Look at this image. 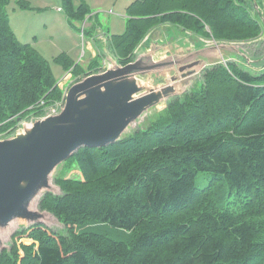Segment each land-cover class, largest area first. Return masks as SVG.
Returning a JSON list of instances; mask_svg holds the SVG:
<instances>
[{"label": "trees", "instance_id": "trees-1", "mask_svg": "<svg viewBox=\"0 0 264 264\" xmlns=\"http://www.w3.org/2000/svg\"><path fill=\"white\" fill-rule=\"evenodd\" d=\"M62 3L68 18L89 13L84 3ZM8 4L0 0V138L63 95L48 61L15 36ZM125 14L124 30L106 43L120 65L160 26L217 43L264 34L258 0H133ZM98 55L85 67L65 52L54 60L78 81L103 70ZM258 60L256 72L232 61L210 65L145 127L77 150L54 176L60 193L38 201L65 234L30 224L18 234L32 242L12 239L0 249V264H264V58ZM73 169L79 175H69ZM200 172L210 173L204 187L195 183ZM112 229L119 238L108 236Z\"/></svg>", "mask_w": 264, "mask_h": 264}, {"label": "water", "instance_id": "water-1", "mask_svg": "<svg viewBox=\"0 0 264 264\" xmlns=\"http://www.w3.org/2000/svg\"><path fill=\"white\" fill-rule=\"evenodd\" d=\"M167 37L149 39L125 65L113 56L104 71L68 87L61 111L23 123L20 131L0 139V249L2 233L14 224H44L50 212L38 211L34 203L42 192H52L51 178L62 162L82 147L119 141L146 111L187 91L201 70L229 61L225 52L235 50L231 43L182 46V40ZM170 43H177L174 53H169Z\"/></svg>", "mask_w": 264, "mask_h": 264}, {"label": "rangeland", "instance_id": "rangeland-1", "mask_svg": "<svg viewBox=\"0 0 264 264\" xmlns=\"http://www.w3.org/2000/svg\"><path fill=\"white\" fill-rule=\"evenodd\" d=\"M18 0H9V4L6 7L9 23L15 36L23 42H29L31 45L39 51V53L48 61L53 76L56 81H62L66 83L64 76L67 74L65 68L55 62L54 57L61 52H65L71 59L80 63L85 67L89 61V53L87 48V42L92 39L90 34L97 36L98 43L103 46V52H106V58L103 59L101 55H98L97 59L99 63L104 65V68L108 67L113 58V53L108 49L106 41L103 38L108 34L120 33L124 30L126 25V6L133 0H73L75 5L84 3L89 13L83 20L68 18L64 10L62 9V0H22L28 5V8H21L17 4ZM259 7L264 12V0H258ZM264 17V16H263ZM169 34H172L175 38L182 40V44H190L189 46L201 47L204 45L212 46L220 43L215 42L212 39H199L193 38L189 33H183L178 27H164L160 26L152 31L151 35H148L143 43L136 49L137 54L147 46L149 39L151 41H166L170 40ZM153 39V40H152ZM235 46L234 49H228L225 52V59L235 62L240 68L245 70H251L256 72L259 70L258 59L264 58V34L256 40L231 43ZM106 48V50H104ZM177 48V43L168 45L169 53H174ZM241 54H238V53ZM164 53L163 50L158 52V55ZM223 59V57H222ZM225 61V60H224ZM104 62V63H103ZM207 67V66H206ZM204 70V69H203ZM196 76L195 80L191 83V88L194 84L202 81V72ZM72 78V77H71ZM73 81V79H72ZM61 83V82H60ZM67 85V84H66ZM60 87L63 88L61 83ZM67 87V86H66ZM64 86V88H66ZM166 102L149 109L146 111L137 121L133 122L128 128L127 132L123 135L132 133L141 127H145L150 119H154L157 112L162 110L166 106ZM37 115H33L23 123H28L33 118H37ZM22 129V125L19 126L15 132L7 133L2 138L12 136L17 131ZM59 165L52 175L51 183L54 186L52 192L60 193V189L55 186V175L61 169ZM79 175V171L73 169L69 175ZM210 178V173L200 172L195 183L198 187H204L207 185ZM43 195V192L39 195L38 199L34 203V208L39 210L38 201ZM31 223H16L10 230L2 233L1 239L4 247H9L13 240H17L18 243L29 244L32 242L27 235L18 234L22 229L26 228ZM44 224L52 231L58 234H65L64 225L51 213L44 217ZM17 233V235H15ZM108 236L112 238H119L120 232L112 229L107 232Z\"/></svg>", "mask_w": 264, "mask_h": 264}, {"label": "built area", "instance_id": "built-area-1", "mask_svg": "<svg viewBox=\"0 0 264 264\" xmlns=\"http://www.w3.org/2000/svg\"><path fill=\"white\" fill-rule=\"evenodd\" d=\"M105 40V37L103 38ZM65 81H68V82H72V79H71V73H67L65 76ZM64 103H65V94L62 95V98L60 100H57L55 101L53 104L49 105V106H46L45 109H44V113L43 115H48V114H56L58 113L59 111H61V109L63 108L64 106ZM39 117V116H38ZM37 117V118H38ZM36 119V118H35ZM35 119H31L30 122H32L33 120ZM28 122V123H30Z\"/></svg>", "mask_w": 264, "mask_h": 264}, {"label": "crops", "instance_id": "crops-1", "mask_svg": "<svg viewBox=\"0 0 264 264\" xmlns=\"http://www.w3.org/2000/svg\"><path fill=\"white\" fill-rule=\"evenodd\" d=\"M94 36V35H93ZM93 36L90 34V39L87 42V48H88V53H89V61L87 64H89L99 53L102 54V57L105 59L106 58V52H103V46L101 45L100 47H97L95 45V40L93 39ZM95 37V36H94ZM153 40V39H152ZM157 41V40H156ZM99 46V45H98ZM109 49V48H108ZM106 50V48H104ZM110 50V49H109ZM104 67V65H102Z\"/></svg>", "mask_w": 264, "mask_h": 264}]
</instances>
